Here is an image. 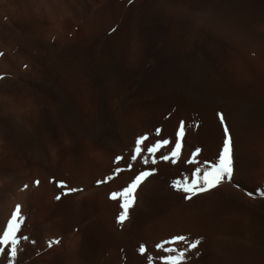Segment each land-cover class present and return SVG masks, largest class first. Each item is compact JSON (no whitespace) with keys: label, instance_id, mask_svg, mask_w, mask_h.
Instances as JSON below:
<instances>
[{"label":"rangeland","instance_id":"obj_1","mask_svg":"<svg viewBox=\"0 0 264 264\" xmlns=\"http://www.w3.org/2000/svg\"><path fill=\"white\" fill-rule=\"evenodd\" d=\"M220 112L234 181L188 200L173 182L190 175L197 149L217 159ZM181 122L180 157L165 161ZM141 135L142 155L173 143L155 164L133 162ZM148 169L118 223L111 192ZM60 181L81 191L65 195ZM261 191L264 0H0V234L19 204L29 237L16 264H150L177 234L201 239L188 264H264Z\"/></svg>","mask_w":264,"mask_h":264},{"label":"snow or ice","instance_id":"obj_2","mask_svg":"<svg viewBox=\"0 0 264 264\" xmlns=\"http://www.w3.org/2000/svg\"><path fill=\"white\" fill-rule=\"evenodd\" d=\"M219 121L223 125L224 140L222 149L220 150L218 157L215 161L204 160L200 161L197 159L200 150L197 149L193 153L191 159L187 163L193 165V169L189 176H184L182 179H177L173 182V187L177 191L186 193V199L191 200L194 196L209 193L216 188L220 187L225 182L232 183L234 181V172L236 171V161L234 158V144L233 134L230 131V126L226 122V117L223 112L218 113ZM159 135L160 129L156 130ZM185 135V125L183 122L180 123L177 140L174 143V147L170 150L169 154H161L160 158L173 163L177 162L180 157L182 150V139ZM149 137L147 135H141L135 143L133 153L131 155V161H136L140 158L143 164L149 163L148 157H152V164L157 162L156 153L161 149L168 147L173 142L169 139H157L155 143L147 148L148 155H142L145 151L143 145ZM123 160V157L118 156L116 162L119 163ZM202 165V166H201ZM128 170H131L132 163L128 164ZM124 169L116 168L115 174H119ZM155 169H148L141 171L138 175L132 179V181L123 189L119 191H113L110 194V198L113 201L119 202V207L122 209L120 212L117 222L123 224L129 217V210L135 206L137 202V190L144 180L153 175ZM113 177H107L104 181H97V184L106 183ZM36 185L40 184L37 180ZM28 185L25 184L24 188ZM57 187L60 189H66L65 195L71 192L81 191L77 188H68L67 185L60 181L57 183ZM237 187L239 185L237 184ZM249 197L253 196L252 192L246 193ZM261 197H264V191L259 193ZM57 200L61 199V196L57 195ZM25 218L22 214L21 206L18 204L15 206L14 212L11 214L10 219L6 221V228L0 234V258H9V264H16V258L18 255L19 248L22 241H27L28 236L21 234V228L24 224ZM59 244V241H49L48 247L51 248L53 244ZM201 245V239H190L189 236L184 234H177L171 236L168 239H164L159 242L155 247L158 252H162L163 255L158 257H149L150 264H188V254L192 253L193 250L198 249ZM148 249L145 246H141L140 252L144 254Z\"/></svg>","mask_w":264,"mask_h":264},{"label":"bare ground","instance_id":"obj_3","mask_svg":"<svg viewBox=\"0 0 264 264\" xmlns=\"http://www.w3.org/2000/svg\"><path fill=\"white\" fill-rule=\"evenodd\" d=\"M234 127H235V126H234ZM249 145H250V144H249ZM236 146H237V145H236ZM262 148H263V147H262ZM236 149H237V147H236ZM239 165H240V164H239ZM239 167H240V166H239ZM244 171H245V170H244ZM249 171H250V170H249ZM237 177H238V176H237ZM148 185H149V183L146 182V183L142 186V187H143L142 189H144V187L147 188ZM150 185H151V184H150ZM151 186H152V185H151ZM148 188L150 189L151 187H148ZM177 205H178V204H176L175 207H176ZM192 205H193V203H192ZM180 206H181V205H180ZM183 206H184V205H183ZM185 206H186V205H185ZM185 206H184V207H185ZM177 207H179V206H177ZM177 207L175 208V210H177ZM180 208H181V207H180ZM180 208H179V209H180ZM192 208H193V207H192ZM181 209H182V208H181ZM181 209H180V210H181ZM185 209H186V208H185ZM185 209L183 208V210H185ZM170 210L173 211L174 209L172 210V209L170 208ZM170 210H169V211H170ZM177 211L179 212V210H177ZM173 212H174V211H173ZM173 212H172V213H173ZM182 212H183V211H181V213H182ZM176 213H177V212H176ZM176 213H174V214L176 215ZM183 213H184V212H183ZM168 214H169V213H168ZM177 214H178L177 216H180L179 213H177ZM162 215H163V214H162ZM162 215H161V216H162ZM165 215H166V213H165ZM169 215H172V214L170 213ZM181 215H182V214H181ZM169 217H170V216H168V218H169ZM172 217H174V215H173ZM172 217H170V218H172ZM159 218H160V217H159ZM165 218H166V216H165ZM165 218H164V219H165ZM156 219H157V218H156ZM162 219H163V218H162ZM162 219H161V220H162ZM156 221H159V219H157ZM152 223H153V222H152ZM155 223H156V222H155ZM119 226H120V225H119ZM142 231H143V230H142Z\"/></svg>","mask_w":264,"mask_h":264}]
</instances>
